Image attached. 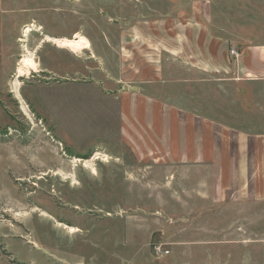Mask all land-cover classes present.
<instances>
[{
	"label": "rangeland",
	"instance_id": "rangeland-1",
	"mask_svg": "<svg viewBox=\"0 0 264 264\" xmlns=\"http://www.w3.org/2000/svg\"><path fill=\"white\" fill-rule=\"evenodd\" d=\"M200 6L233 48L264 45V0H0V264H251L191 231L189 240L181 179L128 139L134 94L264 130V79L252 80L261 76L175 49L172 21L186 24ZM44 36H83L91 48L78 58ZM26 51L38 73L18 79L17 97ZM97 153L106 161L73 162ZM156 244L169 254L156 257Z\"/></svg>",
	"mask_w": 264,
	"mask_h": 264
},
{
	"label": "crops",
	"instance_id": "crops-1",
	"mask_svg": "<svg viewBox=\"0 0 264 264\" xmlns=\"http://www.w3.org/2000/svg\"><path fill=\"white\" fill-rule=\"evenodd\" d=\"M181 17L172 21L176 50L198 52L206 58L201 62L215 70L230 71L234 64L238 74L247 72L262 77L253 81H263L264 45L236 48L240 56L235 60L229 52L238 46L214 34L202 6L186 24ZM134 95L125 118L134 135L127 136L133 144L128 141L140 159L169 166L170 174L181 179L189 199V240L191 231L192 240L200 238L196 242L203 247L231 248L251 264L264 262L258 260L259 249L264 250V130L259 124L240 129ZM181 188L176 189L178 198Z\"/></svg>",
	"mask_w": 264,
	"mask_h": 264
},
{
	"label": "bare ground",
	"instance_id": "bare-ground-1",
	"mask_svg": "<svg viewBox=\"0 0 264 264\" xmlns=\"http://www.w3.org/2000/svg\"><path fill=\"white\" fill-rule=\"evenodd\" d=\"M30 31H31V29L28 28L25 31V33L30 32ZM41 43L51 44L58 49L66 50V51L74 54L78 58H80L79 55H82L84 51L90 50V48H91V44H90L89 40L83 36H75L74 39H56V38L44 36V39ZM31 72L38 73V64L36 63V61L34 59V55L32 53L26 51V54L24 56H22L21 60L19 61L18 65H17V71H16L17 80H14V83H13V89H14L15 95L17 97H19L18 87L20 85V82L18 81V79L24 78V77L25 78L29 77ZM105 159H106V156L97 153L94 155V158L92 161H82V160L74 159L73 162H74V164L75 163H79V164L81 163L87 169V168H90L91 162H95V161H99V160L106 161ZM91 169L94 173L95 169H93V168H91ZM57 228H62V229L67 230V233L69 235H73V234H76L79 232V229L76 227H70V226H67L65 224L58 223V222H57Z\"/></svg>",
	"mask_w": 264,
	"mask_h": 264
},
{
	"label": "built area",
	"instance_id": "built-area-1",
	"mask_svg": "<svg viewBox=\"0 0 264 264\" xmlns=\"http://www.w3.org/2000/svg\"><path fill=\"white\" fill-rule=\"evenodd\" d=\"M230 55L235 59L238 60L240 54L236 49H231L230 50ZM153 252L155 254L156 257H166L169 254V251L166 250L165 248L162 247V245L156 244L153 247Z\"/></svg>",
	"mask_w": 264,
	"mask_h": 264
}]
</instances>
